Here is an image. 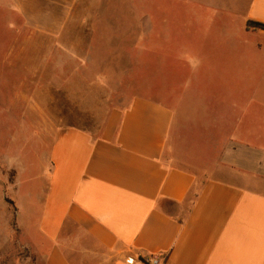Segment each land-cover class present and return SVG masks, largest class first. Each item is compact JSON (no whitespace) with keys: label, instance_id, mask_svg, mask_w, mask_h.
Wrapping results in <instances>:
<instances>
[{"label":"crops","instance_id":"obj_1","mask_svg":"<svg viewBox=\"0 0 264 264\" xmlns=\"http://www.w3.org/2000/svg\"><path fill=\"white\" fill-rule=\"evenodd\" d=\"M100 14L102 53L67 51L70 70L145 79L96 132L41 144L42 192L17 170L28 248L43 264H264V29L247 25L264 0H102Z\"/></svg>","mask_w":264,"mask_h":264},{"label":"rangeland","instance_id":"obj_2","mask_svg":"<svg viewBox=\"0 0 264 264\" xmlns=\"http://www.w3.org/2000/svg\"><path fill=\"white\" fill-rule=\"evenodd\" d=\"M100 12L102 0H0V264H43L16 226L17 170L29 163L28 177L42 192L41 144L61 127L96 132L145 79L97 65L70 70L67 51L102 53Z\"/></svg>","mask_w":264,"mask_h":264},{"label":"built area","instance_id":"obj_3","mask_svg":"<svg viewBox=\"0 0 264 264\" xmlns=\"http://www.w3.org/2000/svg\"><path fill=\"white\" fill-rule=\"evenodd\" d=\"M137 264H161V259L157 254H149L146 256H137Z\"/></svg>","mask_w":264,"mask_h":264},{"label":"trees","instance_id":"obj_4","mask_svg":"<svg viewBox=\"0 0 264 264\" xmlns=\"http://www.w3.org/2000/svg\"><path fill=\"white\" fill-rule=\"evenodd\" d=\"M247 25L250 26V27H257V28H260V29H264V24L248 22Z\"/></svg>","mask_w":264,"mask_h":264}]
</instances>
